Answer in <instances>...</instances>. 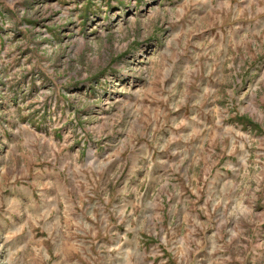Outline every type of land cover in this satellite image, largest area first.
Masks as SVG:
<instances>
[{"label":"rangeland","instance_id":"obj_1","mask_svg":"<svg viewBox=\"0 0 264 264\" xmlns=\"http://www.w3.org/2000/svg\"><path fill=\"white\" fill-rule=\"evenodd\" d=\"M0 264H264V0H0Z\"/></svg>","mask_w":264,"mask_h":264}]
</instances>
